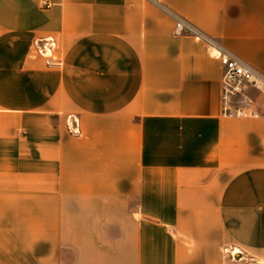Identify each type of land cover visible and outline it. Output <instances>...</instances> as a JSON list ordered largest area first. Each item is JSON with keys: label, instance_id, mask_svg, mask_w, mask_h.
<instances>
[{"label": "crops", "instance_id": "crops-1", "mask_svg": "<svg viewBox=\"0 0 264 264\" xmlns=\"http://www.w3.org/2000/svg\"><path fill=\"white\" fill-rule=\"evenodd\" d=\"M204 37L264 73V0H0V264H264V98Z\"/></svg>", "mask_w": 264, "mask_h": 264}, {"label": "built area", "instance_id": "built-area-1", "mask_svg": "<svg viewBox=\"0 0 264 264\" xmlns=\"http://www.w3.org/2000/svg\"><path fill=\"white\" fill-rule=\"evenodd\" d=\"M47 8L52 6L44 1ZM175 32L177 34L195 33L192 25L176 17ZM196 35L203 38L202 35ZM210 55L221 61L222 76V108L228 117H247L257 115V99L264 98V73L242 60L232 52L224 49L215 41L205 38ZM34 52L46 62L47 66H62V60L56 55L59 41L55 36L37 38L34 41ZM73 130L79 133V122L73 120ZM226 253L234 256L235 251Z\"/></svg>", "mask_w": 264, "mask_h": 264}]
</instances>
